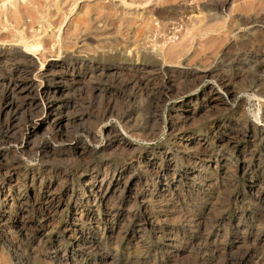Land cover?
Instances as JSON below:
<instances>
[{"label": "rangeland", "instance_id": "obj_1", "mask_svg": "<svg viewBox=\"0 0 264 264\" xmlns=\"http://www.w3.org/2000/svg\"><path fill=\"white\" fill-rule=\"evenodd\" d=\"M74 1L29 29L46 46L19 45L37 92L71 64L73 122L41 158L46 132L0 118V210L24 197L0 264H264V0ZM95 175L108 223L87 247L64 226Z\"/></svg>", "mask_w": 264, "mask_h": 264}, {"label": "bare ground", "instance_id": "obj_2", "mask_svg": "<svg viewBox=\"0 0 264 264\" xmlns=\"http://www.w3.org/2000/svg\"><path fill=\"white\" fill-rule=\"evenodd\" d=\"M72 2L75 1L0 0V91L3 96L0 104L1 125L6 131H15L19 122H24V130L19 138L22 143L31 142L37 139L41 132H46L48 138L44 140L37 153L41 158L55 154L56 148L50 149V145H56L61 138L63 122H73L67 113L63 114L64 109L70 108L68 95L55 84L67 82L69 77L73 78L74 69L70 63L50 61L38 76L42 83L44 82V88L37 92L35 79L31 78L36 62L33 55L21 50L19 45L29 51L40 45L46 46L47 41L44 38H36L38 35L29 32V29L36 24L45 23L46 27L42 32L46 33L49 28L56 27L60 18L57 12L64 11L63 8ZM7 24L13 25L12 28L7 27ZM23 27L21 33H16ZM58 74L60 78L57 77ZM11 171L15 170L11 168ZM97 178L99 176H93L89 187L84 190V200L71 207L74 217L68 219L64 226L65 231L72 232L80 243L87 247L92 243L89 235L96 236L94 240L97 242L100 236L95 234V231H99L108 223L107 219L104 225L96 220L99 215L96 201L100 200L104 205L106 199V194H100L99 187L95 185ZM176 184L178 183L173 185L170 182L165 185V189L176 187ZM4 191L5 187H0V196L3 195L7 199L8 195H5ZM48 196L45 197L48 199ZM10 197L9 208L13 209V214L9 218L6 210H0V225L12 224L11 227L16 229L19 217L24 211V197L21 194ZM86 225L91 227L90 233Z\"/></svg>", "mask_w": 264, "mask_h": 264}]
</instances>
